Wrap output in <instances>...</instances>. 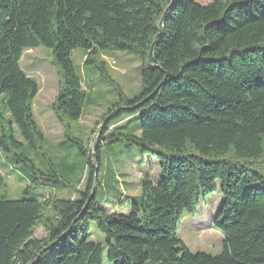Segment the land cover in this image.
Listing matches in <instances>:
<instances>
[{"label": "trees", "instance_id": "trees-1", "mask_svg": "<svg viewBox=\"0 0 264 264\" xmlns=\"http://www.w3.org/2000/svg\"><path fill=\"white\" fill-rule=\"evenodd\" d=\"M39 46L51 51L58 78L51 110L67 137L86 100L73 49L103 70L102 50L143 62L138 95L119 97L131 107L125 113L139 112V133L117 140L154 155L162 177L140 179L128 213L103 209L96 145V166L88 158L86 186L73 197L59 196L68 183L42 199L28 189L19 199L0 195V264H102L103 245L86 238L90 222L104 235L111 264H264V0H0V149L34 171L12 127L29 148L41 146L32 108L37 83L19 64L23 51ZM216 179L222 250L190 253L178 223Z\"/></svg>", "mask_w": 264, "mask_h": 264}, {"label": "rangeland", "instance_id": "rangeland-1", "mask_svg": "<svg viewBox=\"0 0 264 264\" xmlns=\"http://www.w3.org/2000/svg\"><path fill=\"white\" fill-rule=\"evenodd\" d=\"M193 1L207 4L212 0ZM70 58L82 81L86 100L79 118L69 122L71 135L67 137L51 110L58 92V78L51 64L50 49L39 46L23 51L19 64L37 83L38 91L32 108L44 140L39 148H29L17 127H12L13 135L23 144L20 152L32 160L35 171L20 163L16 164L13 153L0 149V195L7 199H19L28 189L33 198L42 199L56 186L68 183L70 186L61 187L59 196L73 197L72 193L76 189L84 190L86 186L89 177L88 158L96 166L93 154L98 145L96 196L100 206L108 211L126 214L130 199L140 193V179L149 176L157 182L162 177L159 160L154 155L143 153L137 146L117 140L118 133H139V112L125 113L123 110L131 107L124 105L119 97L133 98L138 95L143 62L123 50L99 51L97 60L105 63V70L97 68L95 64H85V52L80 48L73 49ZM115 103L119 106L103 119ZM119 111V115H113ZM114 124L117 127L111 129ZM79 146L86 154L80 152ZM223 199L220 181L216 179L215 189L201 195L195 213L182 215L176 233L190 253L204 252L215 256L221 252L223 235L215 225V219ZM44 235L43 226L38 225L34 236L41 238ZM83 235L84 232H80V237ZM86 238L103 245L102 264H111L106 258L104 235L93 222L89 223Z\"/></svg>", "mask_w": 264, "mask_h": 264}, {"label": "water", "instance_id": "water-1", "mask_svg": "<svg viewBox=\"0 0 264 264\" xmlns=\"http://www.w3.org/2000/svg\"><path fill=\"white\" fill-rule=\"evenodd\" d=\"M158 26H159V24H158ZM150 53H151V51L149 52V57H148V63H151V60H150ZM161 84V83H160ZM160 84L156 87V89L152 92V94H154V93H156L157 91H158V89H159V87H160ZM148 98V97H147ZM146 98V99H147ZM145 99V100H146Z\"/></svg>", "mask_w": 264, "mask_h": 264}]
</instances>
